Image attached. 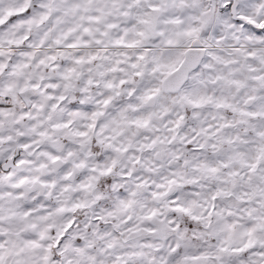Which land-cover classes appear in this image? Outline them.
<instances>
[{"label":"clouds","instance_id":"clouds-1","mask_svg":"<svg viewBox=\"0 0 264 264\" xmlns=\"http://www.w3.org/2000/svg\"><path fill=\"white\" fill-rule=\"evenodd\" d=\"M0 264H264V0H0Z\"/></svg>","mask_w":264,"mask_h":264}]
</instances>
